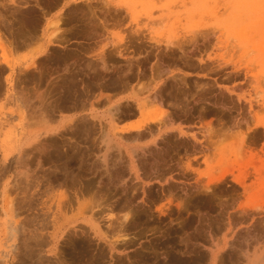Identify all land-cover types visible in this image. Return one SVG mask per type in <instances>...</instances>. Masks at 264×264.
I'll use <instances>...</instances> for the list:
<instances>
[{
	"label": "rangeland",
	"instance_id": "obj_1",
	"mask_svg": "<svg viewBox=\"0 0 264 264\" xmlns=\"http://www.w3.org/2000/svg\"><path fill=\"white\" fill-rule=\"evenodd\" d=\"M22 1L24 0H19L20 7L21 5L22 7L35 6L38 14L42 13L41 15L45 18L54 19L66 14L64 16L66 24L61 26L62 30L72 31V36L75 34L71 38L70 33L66 32L71 38V46L68 45L67 50L74 48L76 52H73L77 55L75 57L81 63L82 60L78 55L80 48H83L82 52L91 54L90 61L96 63L92 66L93 69H87V72L92 74L88 76L90 78L88 81L95 77V69L105 73L114 69L111 73L114 72L121 77L129 75L132 78L130 82L133 85L129 91L131 89L136 91L137 86H139L137 92L144 88L140 98L154 94V91L150 92L148 88L157 90L160 86L161 88L159 87L157 91L163 93L169 110L177 116L175 126L185 132V135L173 133L171 137H166L168 143L171 141L169 145L165 140L166 144L162 142L159 146L160 141L159 144L151 146L147 153L139 152L142 155L141 159L145 158L140 162L144 166L140 170V178L137 179L128 170H125L126 174L125 171L123 172L124 184L130 183L132 179V182L127 185L131 189L133 186L135 188L132 194L129 192L131 195L128 194V196L133 198L132 195H134L135 202L131 199V202H128L126 196L121 195L119 191L112 197L114 200L111 199L105 205L104 212L97 215L104 232H114L111 228L104 229L110 224L109 217L116 218L117 215L119 219L116 225L120 223L125 226L124 230L117 234L107 233L112 241L117 239V244L119 242L118 245L116 244V249L110 252L108 244L96 239L95 233L90 229L87 235L89 238L79 233L81 239L79 235L69 239L65 234L58 244L59 251L65 250L64 264H73L77 261L76 264L99 262V264H211L214 256L215 264H248L250 260H254V251L264 250V0H39L44 3L38 0H25L23 3ZM7 2L8 0H0V4H12ZM20 13L21 11H19V19L22 16ZM36 14L35 12L37 18L38 14ZM41 15L39 18L41 24H44L45 21ZM10 16L11 14L8 13V17ZM75 28H77L76 32ZM81 32L82 34H79ZM76 34L80 38L78 35L76 37ZM83 34L86 37L82 36ZM78 41L86 46V51ZM38 46L37 41L32 42L27 49L19 51V56L15 57L12 54L13 51L0 50V61L7 64L12 72L14 70L15 81L19 80V67L34 56H38L36 55ZM119 51H122V55L127 54L122 56L118 54ZM100 52L104 53L106 60L109 58L106 63L102 61L103 54ZM86 59L88 60V57ZM126 64H130L129 70L127 69L129 65L126 67ZM103 66H107L110 71L106 72ZM119 71H122L121 74ZM159 72L160 75L157 77ZM94 79L93 81H97L96 77ZM135 84L137 86L134 87ZM7 87L8 84L5 82L1 90L5 91L3 94L0 93L2 94L0 95V161L3 156H7L9 160L19 156V134L23 133L22 127L28 123L21 120L19 113H16L17 107L13 100L5 98L8 94ZM166 88H169V91ZM94 91L98 94L99 90L94 89ZM96 98L91 99L94 105L92 107L89 105L87 111L84 110L85 113L80 108L62 111L60 116H64L65 120L51 121L49 125H46L47 127H38L37 133H41L42 136H55L64 128H68L69 123L63 121L73 118V123L76 120L79 122L77 117L81 116H85L90 121L88 125L96 123L98 118H92L91 109L94 107L95 113L100 117L101 113L109 107V103L105 105ZM98 102L100 105L97 104ZM129 105L136 113L128 116L126 120L129 121L126 124L143 122L147 116L154 115L152 107H147L138 113L136 103ZM183 112H187L188 117ZM178 114L181 116L183 114L184 117L180 118ZM105 119L104 124L107 125L109 115L103 117V120ZM63 123L66 127H62ZM19 128H21L20 131ZM70 134L69 130L66 135ZM194 134L197 135L198 141L192 139ZM93 136L89 139L90 141L88 140L87 145L93 143ZM183 139L185 140L182 141ZM125 143L129 144L130 141ZM98 144L101 145L99 141ZM164 145L170 150H167ZM158 146L165 148L167 152L164 149L161 155L157 152L160 151ZM152 148L157 149L156 153ZM123 152L125 156L124 149ZM165 154L168 155L164 156ZM158 156L166 158V164L164 162V165L159 167L162 176L154 172L157 169L153 164L154 157ZM75 163L79 165L78 162ZM148 166L151 168L149 171ZM153 166L155 169L152 168ZM14 171L19 170L11 168L0 180L1 264H19L20 244H23L27 237L32 236L30 232L33 228L30 225L36 228L37 218L35 217L44 215L41 210L40 212L28 208L26 211L21 210L15 219L20 218L18 220L25 221L31 218L35 222L25 227L23 232L25 236L19 233L18 240L11 238L8 233V216L4 211V184L9 183L7 193L10 197L18 196L21 201L25 195L15 187L24 176L17 175ZM222 175H224L222 181L218 182V185L214 183L213 179ZM207 186L214 188V191L218 189L211 194ZM28 193L30 196L33 191ZM121 202H126L127 206ZM118 205H124L125 208L119 209ZM129 206L132 208H128ZM110 209H113L112 213ZM142 209H145V212ZM125 214H128L129 219L136 214L135 221L130 222V224L134 223L133 225L129 226V220H123ZM86 216L89 217L90 214ZM78 223L85 224L81 220ZM126 225L130 227L127 230ZM50 227L51 225L44 232H52L53 228ZM84 227L82 229H85ZM77 230L81 229L77 228ZM258 233L263 237H258ZM129 236L133 239L135 236L136 239L133 240ZM74 237H77V241L73 246L71 241H75ZM87 238L92 241L89 243ZM126 243H129V246H125ZM70 251H75L74 255ZM69 254H72V257ZM116 255L119 256L116 257ZM139 258L141 261H138Z\"/></svg>",
	"mask_w": 264,
	"mask_h": 264
},
{
	"label": "bare ground",
	"instance_id": "obj_2",
	"mask_svg": "<svg viewBox=\"0 0 264 264\" xmlns=\"http://www.w3.org/2000/svg\"><path fill=\"white\" fill-rule=\"evenodd\" d=\"M8 1H10L14 5L7 6L6 4H0V50L3 51L4 49H6L7 51H14V50L16 51L19 48V51H22V50L27 49L31 45L32 42L37 41L39 43V46H38L39 49L38 47L36 49V52H37L36 55H38L39 57L33 55L34 57L31 60L26 62L22 67L21 66L19 67V74H18L19 76L17 75L19 77V78L17 77L19 79L18 81H15L13 79L14 74H12L13 72L11 69H9V66H7V64H4L0 61V93L2 92L1 90H3L5 86V82H6V84H8V87H7L8 94L5 98L7 99L9 98L13 100L14 105H16L17 107L16 109L17 112L16 111L15 112L17 114L19 113V116H21L20 117L21 120H25V122L26 121L28 122L26 125H24L25 122L23 123L24 125L22 127L23 133L19 134V141L17 140L19 142L18 143L19 151H20L19 156L18 157L16 156L17 158L14 160H9L7 156H3L0 161V180L2 179V176L4 175V173H8L11 168H13L14 170H19V171H16L17 175L24 176V178L21 177L22 178L21 182L19 181L15 185L16 190H19V192L21 191L22 194H25L23 200L20 201L18 199V196L10 197L8 195L7 191H8V187H10L8 182L4 184V188H3V192L5 196L4 211L6 215L8 216V220H9V227H8L9 232L8 233L11 236V238H13L14 240H18L19 233H23L24 229H26L25 228L26 226L29 227L28 225L31 222H35L34 220L32 221L31 218H29L30 220H25V221L18 220L20 218L15 219V217H17V215L21 213V210L26 211V208H28L30 210L35 209L36 211L41 210L44 212L43 216L38 215V217H35V219L37 218V221L35 224L36 228H34L33 225H30L33 228V230H31L32 232H30L32 233V236L30 235V237H27L25 241L23 240L24 241L23 244H20L21 246L19 245L20 246L19 264H64V261H65L64 258L66 256L65 250L59 251L60 248L58 246L61 237H63L65 234L66 236H68V238L69 237L72 238L74 235H77V236L79 235L80 237L81 236L80 234H82L86 238L88 237L87 235H89L90 230H92L95 233L94 235L96 239L103 241V243L105 242L106 244H108L110 252H112L116 249L117 239L115 241H112L111 238H109V235L107 233L109 232L112 234H117L123 231L124 230L123 227L125 226H123V224L121 225L120 223L119 225H116L119 219L117 218V215H116V218L109 217L110 219L108 222L110 224L107 225L108 227L105 226L107 228L103 227L104 229H107V230L108 228H111L114 232H110V231L104 232V230L101 228V225H100L101 222H99L100 218L97 215L101 212L102 213L104 212L105 205L109 203L111 199H113L112 197L115 194L119 193V191H121V195L126 196V200H129L128 202H131V200L135 202V200H133L134 195H132L133 198L130 196L132 194L131 192L133 191L135 187L133 186V189L128 187V185L132 182V179L130 183L128 182L129 184L127 183L128 184L127 185V184H124L123 177L125 176L127 172L125 170H128L129 173L134 174V176H136L137 179L140 178V170L144 167L143 165L140 164V162L141 160H143L144 157L141 159L142 155H140L139 152L147 153L148 152L147 150L150 149L151 146L159 144L160 141L161 143L159 144V146L162 145V142L166 144L164 141L166 140V137L168 138V136H170L171 134L180 133L181 135H185V132L180 127L175 126L177 116L173 113L172 110L171 111L169 110L168 105H167L168 103L164 99L163 93L161 91L160 92L157 91L160 86L158 87L157 90H155L154 88L153 89L148 88V91L150 92L154 91V94L149 95L146 98H140V94L144 93V88H142V90H139V92H137V87L139 88V86L135 84L134 87L137 86L135 88L136 91L133 89L134 95H132L133 90L131 89V91H129V89L132 88L131 85H133L130 82L132 78L129 75L125 77H121V76H118L117 74H114V72L111 73L112 70L114 69H111V72H109L110 69L107 66H103L104 67L103 69L109 73L101 72L95 69L94 72H95V77L97 81H93L95 80L94 76L92 78L93 80L88 81V78H89L88 76L92 74H89L87 72V69L89 70L93 69L92 66L95 65L96 63H94V61H90L89 58L90 57L92 58V56H90L91 54L89 55L87 52L86 53L82 52L83 48H80L81 55L80 54L78 55L80 59L82 60V62L80 61L81 63H79L78 59H76L75 57L77 55L76 53H74L76 52L74 51L75 50L74 48H72V50L71 48L67 50L68 48L66 47L70 45L71 43L70 39L75 34L72 36L71 35L72 31L67 32L65 31V29L62 30L61 26L66 24V20H65L66 18L64 17L66 14H64V16L59 15L57 18L51 19V18H45V16H42L41 15L42 13L40 12L41 13L40 15L44 18V21H45L44 24L43 23L41 24V19L39 18L40 15L38 14L39 12H37L38 10L36 11L37 7L36 8H34L35 6L34 7L33 6H28V7L23 6L22 7V5L20 7L19 4L21 2H19V0H8ZM38 1H37L38 4L39 2H42V1H39V2ZM23 2H25V0L22 1V3ZM45 4L47 5V3ZM44 8H45V5H44ZM47 8L48 7H46V9ZM19 11H21L22 13L21 19H19L20 17L18 16ZM73 11L75 10L73 9ZM35 12L38 14V15L36 14L38 16L37 18L35 17ZM68 12H71V11H68ZM8 13L11 14L10 17H8ZM71 14L73 13L71 12ZM76 15H79V14L77 13ZM68 18L71 23L70 15ZM67 23H69V21H67ZM82 23H83V26L85 27L84 21ZM81 25L82 24H80V26ZM91 25L92 24H90V26ZM41 26H42V29H41ZM72 27L70 28L73 30ZM77 28H75V32ZM79 31L80 30H78V32ZM66 32L70 33L71 38L68 37L69 34H67ZM79 34H82V32ZM77 35L78 34H76V37ZM82 36H84V34ZM78 38H80L79 35H78ZM86 42L87 41H85V43ZM80 44H79L80 46H84L82 45V43ZM175 45H178V44H175ZM85 47L86 46H84V48ZM57 48L58 49L62 48L64 51L58 50ZM89 48L92 49L91 47ZM86 50L87 49L85 48V51ZM103 52H104V48H103ZM103 52L102 53L100 52V54H103L102 61L106 63V61L109 60V58L106 60V56L104 55ZM107 52H108V49H107ZM86 54H88L89 56L88 55L86 56ZM118 54L122 55V51H119ZM125 55H122V56H125ZM86 57H88V60L86 59ZM98 61L102 62L101 59L100 60L98 59ZM146 63L147 62H145V64ZM130 64H126V67L127 65H129L127 69L130 68ZM82 65H85V66L82 67ZM132 67L133 66H131V68ZM7 70H10V73L8 75H6ZM121 72L119 71L120 74ZM159 75H160V72L157 73V77H159ZM94 89L99 90L98 94H96L97 91H94ZM166 89H168L167 91H169V88H166ZM166 89H165V92H166ZM14 90H16V92ZM93 97L95 98L97 97L96 99H100L102 103L104 102L105 105H107L106 103H109L108 109L102 112L100 117H98L97 113H95V110L93 109L94 107L91 109V116L92 118L94 117L95 119L98 118V120H96L98 124L96 122V123H91V125H88V122L90 121L85 116H81L79 118L77 117V119H79V122H76L78 120L75 119L76 121L74 120L75 122L73 123V118L67 119V121H63V122L69 123V124L67 123L69 125V126L67 125L68 128L66 129L64 128L63 131L56 134L55 136H42L41 133H37L38 130L36 128L38 127L41 128L43 126L49 125L51 121L52 122L60 121L61 119L65 120V117L64 116L62 117L60 115L61 113L65 111L67 112L68 109L70 110L72 108H80V109H83V112H84V110H86L89 105L92 107L94 105V103L91 102V99ZM133 102L137 104L138 113L142 110H145V108L147 107H152L154 109L152 114L154 115L147 116V119H144L143 122H139L136 124L135 123L126 124V122L129 121V120H126L128 119V116L136 113L135 111L133 112L134 109L132 110L131 106L129 105L130 103H133ZM97 104H99V102ZM184 113L185 112H183V114ZM183 114L182 116L184 117ZM185 114H187V112ZM107 115H109V121L107 122V125H105L104 122L106 121V119L103 120V117ZM182 116L180 115V118ZM186 117H188V114ZM190 119L192 120L193 118H190ZM97 125L99 127H97ZM63 126L66 127L65 123L62 124V127ZM20 129L21 128H19V131ZM176 129L177 131H175ZM69 130L71 134L67 136L66 134H68ZM17 134H18V131H17ZM92 135H94L92 138L93 143L90 145H87L88 140L92 137ZM177 137L176 139H178ZM159 138H161V140H159ZM192 139L194 141H198L197 135L195 134L192 135ZM184 140L185 139H183L182 141ZM98 141L101 145L99 144L97 145ZM125 141H130V143L126 144ZM170 145L172 146L173 144H170ZM26 146H29V147L27 148ZM159 146L158 148L160 149V151H157V152L160 154L163 152L165 148L167 149L165 145H164L165 148H160ZM123 149L125 150V156L123 154L124 153ZM166 149L164 150L165 152H167ZM153 150H154V153H156L155 150L157 149L155 148ZM167 155L165 154L164 156H167ZM153 156H155V154ZM163 158H161L160 156L154 157L153 164H155L157 169H155L154 166L152 168L155 169L154 172L157 174H161L160 173L161 168L159 169V167L163 166L164 162L166 164V158L164 159ZM75 162H78L79 165H77ZM171 162L173 163V161ZM167 165L168 167L172 168V166H169V164ZM149 167L150 166H148L147 168L148 171L149 169H151ZM101 170L104 171V173ZM153 170H150V171H153ZM124 171H125V174H123ZM143 171H145V169ZM165 172L167 173V169ZM223 178H224V175L213 179V181L214 183L218 185V182L220 183ZM218 187L220 188L221 186H218ZM29 191H33V193L30 196L28 195ZM215 191H214V188L208 187V192L211 193ZM128 194H130L129 196L131 198L128 196ZM126 202L124 203L121 202V203L125 205ZM124 205H118L117 208L123 210L125 206H127V205L125 206ZM130 207L131 206H129L128 208ZM133 208H134V205H133ZM109 211L112 213L113 209H110ZM143 211L145 212V209ZM75 212L77 214H75ZM51 213L53 214V217ZM87 214H90V216L87 217L86 216ZM135 215L134 216L132 215V217L129 219L128 214H125L123 216L124 217L123 220L124 219L129 220V226L133 225L134 223L130 224V222L135 221ZM50 217L51 219H49ZM80 220L84 221L85 224L78 223ZM50 225L53 228V231L50 233L44 232L45 230H47V228H49ZM129 226L126 227V230L127 228H130ZM83 227L85 229H82ZM77 228L81 230H77ZM21 229L23 231H21ZM27 232H28V229H27ZM258 235H259L258 237L260 238L263 237V236L262 237L260 236L261 235L260 233H258ZM138 236L141 237L140 235ZM255 236L257 237L256 234ZM255 236H253L252 238H254ZM23 238L25 239V237ZM130 238L133 239V237H130ZM134 238L136 239L135 236ZM76 239L77 237L75 238V241H71L72 242L71 244L73 246L75 245L77 241ZM257 240H259V238ZM67 241H70V240H67ZM91 241L88 240L89 243ZM241 241H240L239 246L242 243ZM246 241L247 240H245V242ZM69 243L70 242H68V246H70ZM124 245L129 246V243H126ZM73 249L75 248L73 247ZM75 251H78V250H75ZM75 251L73 252L75 253ZM254 252H255V259L250 260L248 264H264V250L257 249ZM246 255L249 256L248 252H246ZM70 256L72 257V254ZM117 256L119 255H116V257ZM73 261L74 260H72V262ZM138 261H141L140 258ZM70 262H66V263H70ZM77 262H74V263L76 264ZM96 262L97 261H95V263ZM99 263H96V264H99ZM211 264H215V256L212 258Z\"/></svg>",
	"mask_w": 264,
	"mask_h": 264
},
{
	"label": "crops",
	"instance_id": "obj_3",
	"mask_svg": "<svg viewBox=\"0 0 264 264\" xmlns=\"http://www.w3.org/2000/svg\"><path fill=\"white\" fill-rule=\"evenodd\" d=\"M7 3H11L10 1H8ZM7 5H9V4H7ZM10 6H12V4H10ZM12 54H13V56L15 57V56H19V48L15 51H13L12 52ZM12 70V69H11ZM10 73V70H7V73H6V75H8ZM12 74H15V72H14V70H13V73Z\"/></svg>",
	"mask_w": 264,
	"mask_h": 264
}]
</instances>
